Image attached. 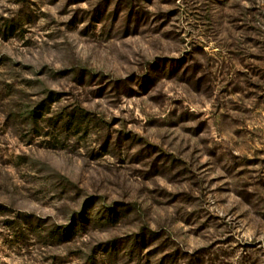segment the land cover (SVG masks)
Here are the masks:
<instances>
[{"label":"rangeland","instance_id":"obj_1","mask_svg":"<svg viewBox=\"0 0 264 264\" xmlns=\"http://www.w3.org/2000/svg\"><path fill=\"white\" fill-rule=\"evenodd\" d=\"M0 264H264V0H0Z\"/></svg>","mask_w":264,"mask_h":264}]
</instances>
